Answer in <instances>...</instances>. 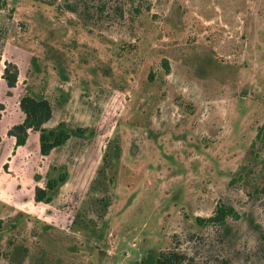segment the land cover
<instances>
[{
	"label": "rangeland",
	"instance_id": "rangeland-1",
	"mask_svg": "<svg viewBox=\"0 0 264 264\" xmlns=\"http://www.w3.org/2000/svg\"><path fill=\"white\" fill-rule=\"evenodd\" d=\"M263 123L264 0H0V264H264Z\"/></svg>",
	"mask_w": 264,
	"mask_h": 264
},
{
	"label": "trees",
	"instance_id": "trees-1",
	"mask_svg": "<svg viewBox=\"0 0 264 264\" xmlns=\"http://www.w3.org/2000/svg\"><path fill=\"white\" fill-rule=\"evenodd\" d=\"M10 64H6L3 71V79L9 88L15 86L16 75L13 74L10 69ZM167 67V64H165ZM19 109L23 114V119L20 123L12 126L7 135L14 138L15 147L24 146L29 131L39 132V152L42 156L48 155V153L64 144L69 138L64 130H60L58 133H50L52 140L46 136L43 129V125L46 124L51 118V105L46 99H36L30 95L23 96L19 102ZM263 150L264 149V123L258 128L255 140L250 144L251 150ZM264 165V162H263ZM240 179V178H239ZM64 175L61 174L58 180L50 179L46 182L45 188L36 187L34 191V201L40 202L47 200V190H52L56 187L58 181H63ZM233 180V179H232ZM234 181V180H233ZM238 214L231 206L219 204L216 206L214 213L208 218H196L198 224L211 223L215 225L223 226L226 223L227 218H237ZM154 264H193L190 260H185L182 254L175 252L161 254L156 258Z\"/></svg>",
	"mask_w": 264,
	"mask_h": 264
}]
</instances>
